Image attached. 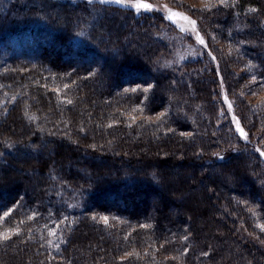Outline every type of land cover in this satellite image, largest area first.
<instances>
[{"label": "trees", "instance_id": "trees-1", "mask_svg": "<svg viewBox=\"0 0 264 264\" xmlns=\"http://www.w3.org/2000/svg\"><path fill=\"white\" fill-rule=\"evenodd\" d=\"M145 2L0 0V264H264V0Z\"/></svg>", "mask_w": 264, "mask_h": 264}, {"label": "rangeland", "instance_id": "rangeland-1", "mask_svg": "<svg viewBox=\"0 0 264 264\" xmlns=\"http://www.w3.org/2000/svg\"><path fill=\"white\" fill-rule=\"evenodd\" d=\"M164 10H166V12H165L166 14L165 15L167 16V18L170 19L169 17H171L170 21L175 23V24H177L178 28L180 27L181 29H185L189 25V21L187 19L183 18V16H186V15H184V14L183 15H174V13H178V12L173 10L172 6H167ZM168 25H170V24H168ZM168 25L166 26V28H169ZM175 30H177V29H175ZM178 30H180V29H178ZM103 35H101V37L105 41L106 45H108V43H109V45L111 46V49L118 48L117 47L118 44H117L116 40H118L119 38H117V36H116V34L114 32H104ZM169 35L171 37V41L174 44H176L175 46H177L176 47V52H177L176 57L179 59L180 62H182L184 60H188V59H194V58L198 57L201 54V49H200L199 45L196 44V43H192L190 40H188L187 39L188 38L187 35L183 31L182 32H180V31L174 32L173 31L172 34L169 33ZM147 47L151 48V45L149 44V42L147 44L146 43H141L139 47L137 46V50H138L137 53L140 56H142L141 54H143L145 56L146 55L145 51H146ZM118 50H120V49L116 50L117 53L120 52ZM95 84H97V88L99 89V88H101V87H103L105 85V80L101 79L100 81L96 82ZM93 87L95 88V86H93ZM89 90L92 91L93 89H89ZM12 122H14V128L16 130V138L19 141V140H21L23 138L22 134L29 133V130H27V127L25 126V124L17 116L14 117L10 123H12ZM41 143L43 145H45L46 147L48 146V144L45 143L44 141H42ZM28 150L30 152V155H29L30 157L29 158L36 157V151L33 150L32 145H28ZM60 150H63L65 154H69L70 153V151L69 150L68 151L65 150V148H61ZM46 154H50L49 149H47ZM17 156L20 157L19 155H17ZM24 160H26V159H24ZM24 160L23 159H18L15 163L22 164V162ZM31 162L35 163V158ZM1 167H2V162L0 161V169H1ZM34 169H35V167H33L32 170L31 169L22 170V172L24 174L27 173L29 176H27V175L24 176L22 173H19L17 171H11V172H9V174L11 175L10 177L16 178V181H18V182L21 181V183L23 184V187H26V186L27 187H31L32 183L34 184L33 185L34 187H37V184H38L39 179H40L41 176H40V174H39V172L37 170L33 171ZM83 172H87V171L85 169H83ZM1 175L2 174H1V170H0V176ZM189 180L190 179L188 178V181ZM12 181H15V179H12ZM195 187H201V186L197 185ZM192 189L193 188H190V190H188L187 192H189V191L192 192ZM35 190H36V188H34V191ZM194 190H196V188H194ZM197 195H199V194H197ZM199 203H198L199 210L204 209V208L207 209L205 207L206 206V201L205 200H200ZM194 204H196V203H194ZM195 211H197V210H195ZM209 213H210L209 215H212V214L216 215L213 210H210ZM204 219H208V218L206 217ZM204 219L203 218L199 219L198 224H199L200 227H205V229L209 230L210 233H211L212 230L215 229V227L212 226V224H210V223L207 224V222ZM209 224H210V228H209ZM89 237H91V236H89ZM95 238H96V235H94V239ZM86 241L87 240L85 239V242Z\"/></svg>", "mask_w": 264, "mask_h": 264}, {"label": "snow or ice", "instance_id": "snow-or-ice-1", "mask_svg": "<svg viewBox=\"0 0 264 264\" xmlns=\"http://www.w3.org/2000/svg\"><path fill=\"white\" fill-rule=\"evenodd\" d=\"M97 2L99 4H107L110 2H115L117 4H120L122 7H126L129 9H135L136 13H140L141 10H145V11H151L153 10V5L150 3L145 2V0H97ZM219 2L221 4L225 3V0H219ZM88 4L91 5L93 4V0H88ZM207 7V5H206ZM174 15H183L181 13H174ZM171 19V17H169ZM184 19H187L189 21L190 24L193 25V27L195 28L196 25V21L192 20L190 17L187 16H183ZM81 35H83V33H81ZM196 39L201 43L204 44V38L199 34V32L196 33ZM91 75V73H90ZM253 80H255V77H253ZM67 87V86H65ZM149 87H152L151 85H149ZM148 89H144V91H147ZM133 91H135V89H133ZM68 103H71V101H68ZM232 105L229 104V108H231ZM160 115H163V113H161ZM237 130L240 132V134L247 139V134L244 133L243 128H241L239 121L237 120ZM258 152H260L261 155H264V151H260V149H257ZM218 155V154H217ZM221 159H223V157H220ZM5 215H7V213H5ZM66 219V217H65ZM93 219H95V217H93ZM103 221L105 224L108 223V217L104 216L102 217ZM142 227H148L147 225H143ZM262 228H264V226H261ZM13 230L9 229L6 233H0V238H3L4 240H7L9 238V233H11ZM18 232V229L15 230ZM184 239H187V237H184ZM205 255H207V253H204ZM129 255H131V253H129Z\"/></svg>", "mask_w": 264, "mask_h": 264}]
</instances>
